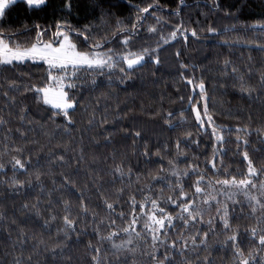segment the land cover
<instances>
[{
    "label": "trees",
    "instance_id": "trees-1",
    "mask_svg": "<svg viewBox=\"0 0 264 264\" xmlns=\"http://www.w3.org/2000/svg\"><path fill=\"white\" fill-rule=\"evenodd\" d=\"M72 3L70 15L62 11L63 0H50L44 12L27 13L23 5H17L20 11L14 10L5 19L4 29L14 33L13 42L29 45L36 39L35 25L49 29L44 37L47 40L55 31V24L66 20L76 29L91 26L88 43L106 41L102 51L112 48L123 52L125 46L121 41L126 34L118 32V21L131 28L137 23V8L151 4L153 7L148 13L139 14L144 19L131 39L130 50L159 46L160 63H154L155 56L146 57L143 66H138L125 83H120L121 74L117 70L110 87L105 77H99L105 86L95 90L88 86L89 77L82 89L75 90L79 104L73 111L75 125L71 134L61 129L55 136L52 135L55 125L47 119L48 106L38 104L35 94L25 91L32 86H44L47 66L25 62L14 69L0 70V119L6 122L0 124V163L5 165L0 170V264H13L16 257L25 264H93L94 248H100L104 264H153L148 255L151 249L143 241H136L139 247L134 254L116 253L112 241L101 240V236L116 231L119 232V237L114 238L116 243L126 238L121 229L128 227L132 219V196L139 205L145 196L156 197L161 192L163 197L173 195L168 185L176 178L167 170L168 161L177 159V141L183 153L178 158V167L189 170V175L181 180L189 196L193 195V185L199 178L191 171L193 166H198L197 172L204 174L201 186L205 188L208 181L232 176L246 178L245 152L259 171L251 179L257 184L264 183V49L260 47L264 44V30L254 27L264 23V0H183V5L180 0H103L102 7H94L100 0H72ZM180 25L187 32L178 33L175 40L165 44L161 37L167 38ZM151 26L157 27L158 32L150 33ZM210 27L216 32L210 33ZM192 30L197 32V37L191 35ZM73 39L87 50L88 43H84L82 36H73ZM225 61L230 62L227 68ZM233 67L237 69L235 73ZM81 75L87 76V73ZM241 76L254 89L251 94L241 92ZM188 79L193 84H188ZM12 81L20 91L10 89ZM201 81L214 122L205 127L199 126L191 111L193 107L203 111L204 101L198 87ZM93 114L95 119L89 124ZM60 122L61 118H57V123ZM212 126L222 130V142L211 135ZM137 131L140 137L134 135ZM17 147L24 149L22 159L31 160L26 174L13 169L11 159L19 155L13 151ZM145 151L150 155H143ZM60 155L64 156V162L57 159ZM117 164H122L126 173L131 169L130 177L128 174L123 179L114 177L112 170ZM161 168L165 171H159ZM37 171L41 173L42 183L35 180ZM13 176L22 183H32H25L23 188L13 187L9 183ZM154 176L164 179L154 180ZM65 177L74 186L62 187ZM216 187L218 191H226L220 185ZM81 192L89 212L80 216L77 233L72 234L63 252L45 251L43 245L34 248L39 239H44L50 247L54 245L56 229L62 227L63 201L71 202L75 215L80 211ZM102 197L114 202L115 212L106 209ZM196 199L199 204L200 198ZM217 199L220 205L215 201H211L210 208L202 205L208 208L204 223L189 230L207 231V246L201 245L195 250L189 247L182 256L177 245L176 251L168 253L173 264H183L185 258L190 264H204L205 260L210 264H236L232 243H225L231 233L225 232L216 213V208H223L225 203L232 228L239 230L238 239L245 256L255 249L257 254L252 264H264V251L257 248L250 233L264 213L258 209L253 214L242 194L234 197L240 201L235 205L226 195ZM164 206L173 215L179 211L171 205ZM37 208L40 216L36 215ZM121 212L124 219L119 218ZM50 215H56L57 220L45 227V219ZM136 215H140L139 207ZM209 219L214 231L208 227ZM174 223L176 228L170 232V240L176 238L177 232L185 231L179 220ZM142 224L143 221L135 225L136 231H145ZM21 231L27 237L24 245L17 242ZM33 236L37 239L33 240Z\"/></svg>",
    "mask_w": 264,
    "mask_h": 264
},
{
    "label": "snow or ice",
    "instance_id": "snow-or-ice-1",
    "mask_svg": "<svg viewBox=\"0 0 264 264\" xmlns=\"http://www.w3.org/2000/svg\"><path fill=\"white\" fill-rule=\"evenodd\" d=\"M50 4V0H0V70H8L9 68L14 69L23 65L25 62H31L33 64H45L47 65V78L44 86H32L26 88L25 91L33 92L35 94V99L38 104H43L48 106L46 111L48 112L47 119L55 125L52 130V135L55 136L59 130H63L66 134H71V129L75 125L73 120V111L77 108L79 101L76 98L75 90L82 89L85 86L84 81H87L90 77V82L88 86L95 90L97 88L105 86L104 81L98 80L99 77H105L107 80V86L112 84L113 73L117 70L120 75V83H125L127 79H131L133 72L137 70L138 66H143L146 57L155 56L154 63L157 65L160 63L158 58L159 46L157 48L144 47L139 51L130 50V42L132 37L136 34V29L141 21L144 19L140 13H148L149 8L153 5H149L144 8H137L138 16L137 23L132 24L131 28H128L124 24L118 21L117 29L120 33H125L126 37L121 41V44L125 46V51L117 52L115 49L107 48L106 51H102L106 47V41L101 43L99 41H93L88 43L91 39V26H85L83 29H76L68 21H60L55 24V31L52 32L51 37L47 40L44 37L48 34L49 29L41 27L39 24L35 25L36 28V39L35 42L29 45H21L19 42H13L12 36L14 33H9L4 29L5 19L10 16V14L15 10L20 11L16 6L23 5V10L27 13L32 12H44ZM103 0H100L99 4L94 5V7H102ZM180 4L183 5V0H180ZM115 6V5H113ZM158 6V5H156ZM218 8L219 5L217 4ZM73 3L72 0H63L62 11H65L69 15L72 13ZM179 15V13H176ZM103 11L101 15V20L103 19ZM159 18H157V23H159ZM254 27H259L264 30V23H259ZM183 30V31H182ZM150 33H157L158 29L155 26L148 28ZM210 33H215L216 29L210 27L208 29ZM187 29L183 28V25L176 27L170 32L167 38L161 37L165 44L169 43L170 40H175L178 33H186ZM193 37H197V32L195 30L191 31ZM73 36L83 37L84 43H88V48L85 50L82 46H78L74 42ZM7 37V39H5ZM187 39V36L184 37ZM264 49V44L260 45ZM179 55V53H177ZM230 64L229 61H225V67ZM182 67H186L182 65ZM237 69L232 68V72L235 73ZM81 73H87V76H82ZM188 84H193L192 79H188ZM262 82H264V77H262ZM12 91H20L16 87L15 81H12L9 85ZM200 89V97L204 101L203 111L199 107H193L191 111L195 114V121L200 127H205L206 124H214L213 116L209 113L207 96L205 92V85L201 81L198 84ZM239 87L241 92H247L251 94L254 90L252 89L244 80L243 76L239 77ZM5 96L8 95L7 92L4 93ZM14 102V101H13ZM199 103V102H197ZM26 111V109H22ZM171 116V113H169ZM57 118H61L62 122L57 123ZM206 118V119H205ZM24 117L21 116V120ZM95 119L93 114L92 118L89 120V124ZM167 122V121H166ZM6 123L3 119H0V124ZM171 126V125H170ZM11 131V129H9ZM19 131V129H17ZM239 131V130H238ZM21 135H24L21 133ZM136 137H140L141 133L139 131L135 132ZM187 135L191 136V133ZM211 135L215 137L216 141L222 142L224 137L222 130H218L217 127L212 126ZM198 144L199 141H196ZM246 143V142H245ZM177 149V159L169 160L168 173L175 177V181L169 184V190L173 195L163 197L161 192L160 196H145L143 203H137L135 196L130 198V207L132 209L131 216L132 219L128 222V227L121 229L122 232L126 234V238H121L120 243H116L114 238L119 237V232L112 231L107 236H101V240L112 241V247L116 253L128 252L134 254L136 252L139 244L136 241H143L148 244L151 251L148 253L153 264H173V259L168 255V253L177 250V245H179V252L183 256L186 251L191 247L192 250L199 248L201 245L207 246V239L209 233L207 231L197 230L189 231L190 229H195L197 224L204 223V215L208 211V208L202 205H208L211 207V201H215L217 205H220L221 201L217 199V196L226 195L227 200L232 201V204L240 203L239 200L234 199L235 196L242 194L243 197L248 201L249 206L252 209L253 214L259 209L264 213V183L253 182L252 177L259 175V171L254 166L253 161L248 157L247 152L244 153V159L248 162L247 176L246 178L237 179L232 176L231 179L217 180L215 182L208 181L207 188L202 187L204 183V174L197 172L198 166H193L191 171L198 175V179L194 183V193L189 196L185 190L184 185L181 183L182 178L189 175V170H181L179 165V156L183 155L180 149V142L176 143ZM13 151L19 155L13 156L11 163L13 169L23 170L26 174L28 167L31 166V160L25 161L22 159V154L24 152L23 148L17 147ZM54 155V154H53ZM145 156H149V152L145 151L143 153ZM115 158V157H114ZM57 159L64 162V156L60 155ZM81 159H83V152H81ZM162 159V158H161ZM5 167L3 163H0V170ZM213 167H215V162L213 160ZM159 171H165L161 168ZM113 176L123 177L128 174L130 177L131 169L125 172L122 164H117L112 170ZM63 175V174H61ZM154 180H162V176L152 177ZM139 179V178H137ZM35 180L42 183L41 173H35ZM9 183L13 187L23 188L25 183L31 185V181H26L22 183L15 176L11 178ZM55 184V180H53ZM217 185H220L226 191H218ZM64 186H74L72 182L65 177L62 182V187ZM235 191H232V190ZM151 188L149 187V191ZM255 194H254V191ZM121 193L123 189L119 190ZM215 193V194H213ZM197 197L200 198V203H197ZM104 205L110 212H115L114 202H109L107 198H104ZM80 199V211L73 215L72 204L69 200L63 201L64 215L62 219V227H57L56 233L57 238L53 246H49L44 239L37 240V245H43L45 251H51L56 253L57 249L63 252V249L67 247V241L71 239L72 234L77 233L78 222L81 215H87L89 208L84 202L83 193L79 197ZM39 203V202H38ZM51 203V202H50ZM171 205L173 209H179L175 215L170 212L164 205ZM150 205V208H149ZM28 207V205H24ZM36 208V205H33ZM139 207L140 215H136V209ZM145 209H148L147 211ZM216 213L223 224V228L226 233H231L227 235L226 241L231 242L233 245L234 258L236 264H252L256 257V250L253 249L249 251L247 256H245L244 251L240 247L239 242V230L233 229L229 219V208L227 203L224 204L223 208L217 207ZM36 215L40 216V210L37 208ZM120 219H124L125 216L121 212L119 214ZM96 219L95 214H93V220ZM56 215H50L48 219H45V227H47L50 222L56 221ZM179 220L184 228V232H177L175 239H169L170 232L176 228L174 221ZM143 221L142 227L145 230L143 233L136 231L135 225ZM115 221H112L114 224ZM264 216H261L257 220V227H253L250 230L252 238L256 241L257 248L264 251ZM208 227L210 230L214 231L212 227V219L208 221ZM33 240L37 238L32 237ZM150 239V243H149ZM21 245L27 243L26 234L21 231L20 238L17 241ZM135 247H130L134 245ZM91 247V245H90ZM161 248L164 249L161 252ZM95 255L92 256L93 264H104V260L101 257L100 248H94ZM31 260V256L28 257ZM13 264H25V262L20 258L16 257L13 260ZM183 264H190V261L185 258ZM204 264H210V261L205 260Z\"/></svg>",
    "mask_w": 264,
    "mask_h": 264
},
{
    "label": "rangeland",
    "instance_id": "rangeland-1",
    "mask_svg": "<svg viewBox=\"0 0 264 264\" xmlns=\"http://www.w3.org/2000/svg\"><path fill=\"white\" fill-rule=\"evenodd\" d=\"M47 66V65H46ZM206 119V118H205Z\"/></svg>",
    "mask_w": 264,
    "mask_h": 264
}]
</instances>
